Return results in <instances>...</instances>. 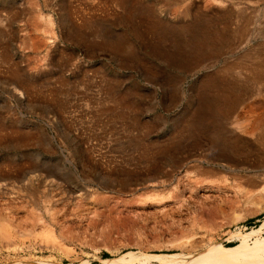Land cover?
Returning <instances> with one entry per match:
<instances>
[{
	"label": "rangeland",
	"instance_id": "1",
	"mask_svg": "<svg viewBox=\"0 0 264 264\" xmlns=\"http://www.w3.org/2000/svg\"><path fill=\"white\" fill-rule=\"evenodd\" d=\"M261 40L264 0H0V264H235L208 252L264 237V86L224 71Z\"/></svg>",
	"mask_w": 264,
	"mask_h": 264
},
{
	"label": "bare ground",
	"instance_id": "2",
	"mask_svg": "<svg viewBox=\"0 0 264 264\" xmlns=\"http://www.w3.org/2000/svg\"><path fill=\"white\" fill-rule=\"evenodd\" d=\"M221 2V1H220ZM234 9V8H233ZM228 14V13H227ZM226 14V15H227ZM223 15V14H222ZM225 15V16H226ZM227 17V16H226ZM200 19V18H199ZM229 19H231V18H229ZM233 20V19H232ZM196 21V20H195ZM209 21V20H208ZM207 22V21H206ZM223 23V22H222ZM237 24H239V23H237ZM200 25V24H199ZM218 25H219V23H218ZM241 25V24H240ZM243 25V24H242ZM241 25V26H242ZM229 26H231V25H229V22H224V26H223V30H224V32H225V34L224 35H220L219 34V36L217 35L216 37H213L214 38V41H216V45H217V49L219 50L220 48L222 49L223 47H229L232 43H233V39L231 38V35L233 34L235 37L237 36V37H240V38H242V35H243V33L246 31V26L247 25H243L242 26V28H239L237 31H235V33H230V27ZM203 27V26H202ZM213 27H214V25H213ZM254 28V27H253ZM192 29V28H191ZM216 29V28H215ZM212 30V29H211ZM220 30V29H219ZM222 30V29H221ZM205 32L207 33V34H209V35H211V32L212 31H210V29L209 28H205ZM219 32H221V31H219ZM233 32V31H232ZM201 33V32H200ZM223 33V32H222ZM186 34V33H185ZM263 34V33H262ZM184 36V35H183ZM228 36L230 37V38H228ZM161 37V36H160ZM252 37V36H251ZM211 38H212V36H211ZM208 39V38H207ZM213 41V40H212ZM261 41H263V40H261ZM251 42V41H250ZM160 43V42H159ZM205 43V42H204ZM248 43V42H247ZM200 45H198V46H201V43H199ZM260 44V43H259ZM159 45V44H158ZM211 45H212V43H211ZM256 45V44H255ZM234 46V45H233ZM257 46H258V44H257ZM257 46H255V47H257ZM205 47V46H204ZM211 47V46H210ZM215 47V46H214ZM236 47V46H235ZM246 47V46H245ZM213 48V47H212ZM251 48V47H250ZM220 49V50H221ZM233 49V48H232ZM241 49V48H240ZM228 50V49H227ZM252 50H253V48H252ZM251 50V51H252ZM211 51V50H210ZM250 51V50H249ZM187 52V51H186ZM195 52V51H194ZM264 41H263V44H261V46L259 45V47H258V49H256L255 51H254V53L252 54V52H249L248 53V55L251 53L252 55L251 56H249L248 58H249V60H247V58H246V60L248 61H246L247 63H246V65H245V61H243L242 59H240L241 61H243V62H241L240 64H238V65H235V66H233L232 64V66L233 67H228L227 66V68L225 69V71L224 72H226L227 74L229 73L230 75H231V73H232V75H233V70H236L235 68H239V67H243V66H245V68H247V70L249 71L250 70V72H248V73H251V79H249V80H251V81H253V83L255 82V83H259V84H261V85H263L264 86ZM164 53V52H163ZM192 53V52H191ZM215 53V52H214ZM165 54V53H164ZM223 54H225V53H223ZM247 54V53H246ZM152 55V54H151ZM203 56V55H202ZM247 56V55H246ZM166 58V57H165ZM242 58H243V56H242ZM244 58H245V55H244ZM183 59V58H182ZM183 62V61H182ZM240 62V61H239ZM238 63V62H237ZM249 63V64H248ZM248 64V65H247ZM241 69V68H240ZM239 69V70H240ZM246 71V70H245ZM239 73H240V71H239ZM242 73V72H241ZM222 74V73H221ZM227 76V75H226ZM222 77H224V76H222ZM161 78V77H160ZM207 79V78H206ZM214 79V78H213ZM220 79H221V77H220ZM234 79V78H233ZM235 80V79H234ZM206 80H204V82H205ZM231 81V80H230ZM237 81H238V79H237ZM236 81V82H237ZM216 82H219V81H216ZM215 82V83H216ZM234 82V81H233ZM240 82V81H239ZM208 83V82H207ZM232 83V82H231ZM206 84V83H205ZM212 85V84H211ZM219 86V85H218ZM234 86H237V84L236 85H234ZM239 86V85H238ZM204 87H205V85H204ZM210 87H212V86H210ZM216 87H217V85H216ZM237 88H239V87H237ZM240 90V89H239ZM208 91V90H207ZM214 91V90H213ZM219 91V90H218ZM219 93V94H218ZM216 95H215V97H212V98H210V96H208L207 98L208 99H206L205 101H204V110H207V112H215V113H220L221 115H222V117H225L227 114H229L230 112H232L233 110H234V108L236 107V105L238 104V100L240 99V97H239V95H238V90H236L235 88H232V87H223L222 86V88H221V91L220 92H218ZM223 93V94H222ZM231 93L233 94V96H232V98H231V101H230V97H228V95L230 94L231 95ZM245 93V92H244ZM198 94V93H197ZM242 94V93H241ZM257 96V95H256ZM242 97V96H241ZM229 100V101H228ZM258 102V101H257ZM253 105V104H252ZM198 107V106H197ZM263 107H264V104H263ZM250 108V107H249ZM254 108V107H253ZM251 109V108H250ZM254 109H256V108H254ZM198 110V109H197ZM196 110V111H197ZM203 110V109H202ZM248 110V109H247ZM264 110V109H263ZM258 111V110H257ZM251 112V114H255L254 112H252V110L251 111H249V113ZM259 112V111H258ZM264 112V111H263ZM241 114V113H240ZM251 114H250V116H251ZM258 114H260V112L259 113H257V114H255V115H258ZM212 115V114H211ZM244 115V114H243ZM189 116V115H188ZM247 116V115H246ZM245 116V117H246ZM228 117V116H227ZM247 117H249V115L247 116ZM259 116H257V118H258ZM250 118H252V117H250ZM255 118H256V116H255ZM255 119V120H257V122H259L258 121V119ZM235 119V118H234ZM245 119H247V118H245ZM253 119V118H252ZM251 119V120H252ZM243 120H244V118H243ZM255 120H253V121H255ZM246 121L247 120H245L244 121V123L243 122H236V123H242V124H244L243 126L240 124V128H239V131L240 132H243L245 135L246 134H248V136L250 135V136H252V134L257 130L258 131V127H259V124L255 121V122H252V124L250 125V124H246ZM247 122H250V119L247 121ZM237 125H239V124H237ZM236 125V128L237 127H239V126H237ZM232 126V125H231ZM260 130H259V132H258V134H259V137H257L258 138V145H259V152L264 156V128H259ZM234 130V129H233ZM256 136V135H255ZM254 136V137H255ZM188 138V137H187ZM254 139H256V138H254ZM209 140V139H208ZM242 140V139H241ZM229 143H228V145L229 146H232V147H236V146H238V145H241L239 142L240 141H237V140H232V141H228ZM186 143V142H185ZM188 143V142H187ZM190 143V142H189ZM200 143V142H199ZM247 143V142H246ZM255 143H256V141H255ZM244 144V143H243ZM255 145V144H254ZM226 146V145H225ZM212 148V147H211ZM248 148V147H247ZM252 148H254V147H252ZM256 148V147H255ZM214 149V148H213ZM167 150V149H166ZM219 150H221V148L219 149ZM247 150V149H246ZM250 150V149H249ZM254 151V150H253ZM162 152V151H161ZM233 152V151H232ZM249 152V151H248ZM247 152V153H248ZM252 152V151H251ZM217 153V152H216ZM235 153V152H234ZM164 154V153H163ZM215 154V153H214ZM231 156H233V155H231ZM228 157V156H227ZM226 158V157H225ZM229 160H232V159H229ZM232 162V161H231ZM238 162V161H237ZM212 166V165H211ZM155 170V169H154ZM237 170V169H236ZM202 171H203V168H202ZM199 172V171H198ZM204 172H206V170L204 171ZM199 174H200V172H199ZM205 174V173H204ZM153 179V178H152ZM252 183V182H251ZM262 240H260V241H255L254 243H253V246L252 247H249L247 244H246V242H242L239 246H235V247H232V248H229V249H220L219 247H214V248H212L209 252H208V254H210V255H212L214 258H218L219 260H221V261H223V262H225V261H232V260H234V262H235V264H264V237H262L261 238ZM243 241H244V239H243ZM126 255H128V256H132L133 255V252L132 253H127ZM136 255V254H135ZM149 257H151V258H154V259H158L159 261H163L164 259L166 260V259H170V258H172V257H174V256H166L165 258H163L162 256L161 257H159V256H149ZM195 257V256H194ZM209 257V256H208ZM123 258V257H122ZM200 258V257H199ZM203 258V257H202ZM206 258V257H205ZM210 258V257H209ZM212 258V257H211ZM198 259V258H197ZM165 260H164V262H165ZM191 260V259H190ZM193 260H195V259H193ZM209 260V259H208ZM211 260V259H210ZM213 260H215V259H213ZM212 260V261H213ZM201 261V260H200ZM211 261V262H212ZM195 262V261H194ZM210 262V263H211ZM35 262H33V264H34ZM163 263V262H162ZM219 263V262H218ZM104 264H110V262H105L104 261Z\"/></svg>",
	"mask_w": 264,
	"mask_h": 264
}]
</instances>
